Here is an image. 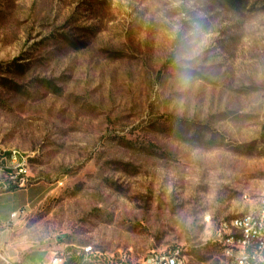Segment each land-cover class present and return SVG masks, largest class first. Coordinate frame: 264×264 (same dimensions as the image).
Masks as SVG:
<instances>
[{
	"label": "rangeland",
	"instance_id": "rangeland-1",
	"mask_svg": "<svg viewBox=\"0 0 264 264\" xmlns=\"http://www.w3.org/2000/svg\"><path fill=\"white\" fill-rule=\"evenodd\" d=\"M14 149L10 256L218 264L216 224L264 198V0H0L1 167Z\"/></svg>",
	"mask_w": 264,
	"mask_h": 264
},
{
	"label": "built area",
	"instance_id": "built-area-1",
	"mask_svg": "<svg viewBox=\"0 0 264 264\" xmlns=\"http://www.w3.org/2000/svg\"><path fill=\"white\" fill-rule=\"evenodd\" d=\"M1 159L4 155L0 153ZM0 159V162H1ZM13 162H17V173H11V179H17V177L25 172L26 157H19L18 153L11 155ZM9 172L8 170H2L0 166V174ZM22 185H24V179ZM264 201V198L263 200ZM26 205L22 210L16 211L10 215V220L4 223L0 227V264H18L15 262L8 253L7 250V237L11 236V228L15 220L26 212ZM262 215H250V222H258V234L249 235L245 234V238H236V236H230L225 233L223 228V220L216 224V230L212 232L211 242H215L216 245H223V253L218 255L219 264H264V229H261ZM226 237H235V241H242V250H238L237 256H228V250H225ZM90 247V246H89ZM89 247H83L87 250V261L93 259L88 256ZM70 253L65 249L63 251H53L49 264H66ZM100 258V257H99ZM113 255H110L108 259L105 258L108 264H115ZM123 263L128 262V256L124 255L121 258ZM131 264H191L189 263L187 256L181 248H174L171 250H163L153 252L144 259L132 261Z\"/></svg>",
	"mask_w": 264,
	"mask_h": 264
},
{
	"label": "bare ground",
	"instance_id": "bare-ground-1",
	"mask_svg": "<svg viewBox=\"0 0 264 264\" xmlns=\"http://www.w3.org/2000/svg\"><path fill=\"white\" fill-rule=\"evenodd\" d=\"M7 152L8 155L5 159L7 164L5 166H2V170H17V162H13V159H11V155H15V153H18L19 157H24V154H22L19 150L15 149L11 150L10 152ZM0 153H4V151ZM263 213L264 201H262L261 204L252 212L235 216L227 220H223V228L225 229V233L230 236H236V238H245L246 233H249V235H257L258 222H250V215H262ZM207 221L208 220H206V222ZM261 229H264V216L261 218ZM212 244L216 245L215 242H212ZM216 246L219 250V254L223 253V245ZM225 250H228V256H237L238 250H242V241H235V237H226ZM83 252L87 254V250L85 248H83ZM88 254H93L95 255V257L98 258L100 257L96 252L93 251L91 246L88 249Z\"/></svg>",
	"mask_w": 264,
	"mask_h": 264
},
{
	"label": "crops",
	"instance_id": "crops-1",
	"mask_svg": "<svg viewBox=\"0 0 264 264\" xmlns=\"http://www.w3.org/2000/svg\"><path fill=\"white\" fill-rule=\"evenodd\" d=\"M15 194V193H11ZM2 193L0 194V196ZM16 211H12L14 213ZM4 222H7L8 219L1 218ZM16 226L15 222L11 228V236L7 237V250L12 251V245L14 244V240L12 238V234L14 232V227ZM14 253V251H12ZM67 252H69L71 255L68 257L66 264H108L105 259L95 257L93 254H88L89 257H91L92 261H87L86 257L87 254L83 252V248H80V250L75 249H69ZM53 251H44V250H32V251H22V252H15V256L11 255V258L17 262L18 264H49V261L51 259ZM19 256L17 260L14 259V257ZM97 258V259H96ZM115 264H128V262L123 263L120 258H117L115 260Z\"/></svg>",
	"mask_w": 264,
	"mask_h": 264
},
{
	"label": "trees",
	"instance_id": "trees-1",
	"mask_svg": "<svg viewBox=\"0 0 264 264\" xmlns=\"http://www.w3.org/2000/svg\"><path fill=\"white\" fill-rule=\"evenodd\" d=\"M214 246V245H213ZM216 247V246H215Z\"/></svg>",
	"mask_w": 264,
	"mask_h": 264
}]
</instances>
